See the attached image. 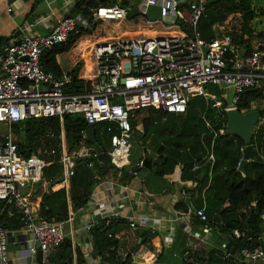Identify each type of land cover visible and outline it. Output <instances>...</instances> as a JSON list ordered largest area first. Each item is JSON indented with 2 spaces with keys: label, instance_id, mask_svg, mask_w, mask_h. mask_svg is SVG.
<instances>
[{
  "label": "built area",
  "instance_id": "built-area-1",
  "mask_svg": "<svg viewBox=\"0 0 264 264\" xmlns=\"http://www.w3.org/2000/svg\"><path fill=\"white\" fill-rule=\"evenodd\" d=\"M210 1L140 0L135 5L140 14H146L150 6L162 9V17L149 22V26L160 23L163 31L177 30L178 33L127 35L126 38L97 42L91 50L95 64L90 91L83 94L64 91L69 82L67 73L57 76L41 66V55L45 50L65 43L79 26H88L82 15L60 18L49 33L34 34L33 29L39 23L51 27L50 22L43 19L22 28L19 36L3 43L0 52V201L17 211L21 228L40 244L42 261L37 264H65L56 262L55 256L65 242V227L74 220L75 212L70 210L66 221L56 222L42 213L40 204L35 205L30 195H22L21 189L42 181L43 170L50 163L35 154L26 157L19 153L12 130L14 123L39 118H59L63 122L66 115H80L89 126L108 124L102 127L101 134H112L107 153L113 168L99 178L87 203L93 207L89 221L83 225L88 233L102 221L108 225L113 220H125L134 231L142 226L156 233L165 219L155 217L151 211L139 213V209L152 206L154 200L146 191L123 181L126 172L129 178H140L145 167L144 159H137L133 167L130 160L135 136L132 121L139 111L159 108L168 114H185L191 96H203L207 102L218 100L206 88L211 84L231 90L232 101L228 102L225 111L238 109L247 113L258 110L260 118L255 127L264 125V98L253 101L248 110H240L237 106L248 89L264 92V48L257 45L251 52H245L236 45L233 29H224L223 24L214 26L213 37L203 38L199 23ZM131 8L133 5L125 8L120 3L100 6L93 12L94 20L127 18ZM223 97L227 98V94ZM257 102L259 107H255ZM83 134L84 142L72 153L68 149L66 133L62 131L63 179L54 185H61L68 193L71 177L76 171V157H98L94 146L85 143V131ZM244 148L241 147L242 154ZM209 159L214 161L213 153ZM98 162L100 165L105 163L102 159ZM88 166L92 168L93 162L88 161ZM199 167L196 163L192 170ZM193 213L200 221L208 222L205 202ZM234 234L241 236L238 229ZM262 240L264 242V237ZM8 245V230L0 220V264H10ZM28 250L31 256L38 251L36 247ZM230 258L237 264H264V247L242 248L235 253L225 251L223 259ZM182 260V264L188 263L185 255Z\"/></svg>",
  "mask_w": 264,
  "mask_h": 264
},
{
  "label": "trees",
  "instance_id": "trees-1",
  "mask_svg": "<svg viewBox=\"0 0 264 264\" xmlns=\"http://www.w3.org/2000/svg\"><path fill=\"white\" fill-rule=\"evenodd\" d=\"M116 3L125 8L132 7L129 0H78L72 14L82 15L88 26H79L78 31L71 33L65 43L42 53L41 66L45 71L53 72L57 76L67 73L69 82L64 88L65 92L83 94L90 91L91 81L80 78L86 60L74 53V49L85 39L96 40L104 35L108 21H95L93 12L100 6ZM236 14L241 16L240 27L233 32L235 43L249 53L253 49L252 40L259 38L264 42V31L256 29V21L264 17V0H216L208 4L207 11L200 20L199 30L203 38L209 39L215 35V25L224 24L229 16ZM119 20L124 26L128 24L125 28H128L129 32L147 29L150 22L145 14L137 15L133 20ZM177 33V30H169L162 31L160 35ZM8 40L9 38L5 39L3 43ZM261 47L264 48V45ZM206 88L216 95L218 100L207 102L203 96H191L185 114H168L159 108L138 112L132 126L135 128L138 124L143 125V132L134 136L136 144L139 143L143 148V156L140 159L149 158L152 164L150 172L156 179L171 182L167 185L169 191H174L171 188L173 184H187V187L182 189L193 198V206L199 208L205 202L208 222L203 223L213 225L219 235L226 236V251L235 253L242 248L264 247V125H259L253 130L252 145L256 159L249 161L242 172L237 166L243 157L241 147L246 146V143L240 136L232 134L227 127L228 116L225 108L228 102L222 96V89L211 84ZM263 98L264 92L248 89L242 94L237 106L240 110H248L253 101ZM217 102L220 104L217 105ZM142 112L146 114L139 121ZM107 125H94L99 147L85 142L94 146V153H97L98 157H76V171L71 177L69 193L63 187L54 190V184L61 183L63 179L62 131L66 133L69 151L75 153L84 142L83 131L90 127L84 118L80 115H66L63 122L59 118H39L12 125L19 153L26 157L35 154L50 163L43 170L42 181L36 184L39 188L47 183L49 189L36 192L42 197L41 211L47 218L56 222L66 221L70 213L69 206L71 205L74 212L83 208L89 202L99 178L112 170L113 165L107 153L111 147L112 134H101L102 127ZM151 153L157 157L150 155ZM210 153H213L214 161L209 159ZM98 159L104 160V165H100ZM88 161L93 162L92 168L88 166ZM135 162L131 161V167ZM196 163L200 164V167L193 171ZM141 171L147 169L144 167ZM200 176L202 179H199ZM124 177L127 178V172ZM176 209L191 211L185 198L180 200ZM8 210L9 207L0 201V220L5 227H21L17 211H13L12 217H9ZM197 220L201 223L200 219ZM121 223L126 221L113 220L108 225L102 221L90 231L97 259L95 264H138L134 262L131 254L123 255V245L116 237L121 230ZM236 229L241 232L240 237L235 236ZM109 234H112V237H109ZM216 252L213 249L208 253L210 263L223 262ZM55 260L58 263L73 264V244L69 235L60 246ZM77 264H87L79 248Z\"/></svg>",
  "mask_w": 264,
  "mask_h": 264
},
{
  "label": "crops",
  "instance_id": "crops-1",
  "mask_svg": "<svg viewBox=\"0 0 264 264\" xmlns=\"http://www.w3.org/2000/svg\"><path fill=\"white\" fill-rule=\"evenodd\" d=\"M77 1L78 0H0V52L2 50V43L5 39L15 37L22 28L29 24H35L43 19H47L50 22L51 27L47 28L43 23H39L38 25H35L33 33H49L60 18L73 15L72 11ZM152 7L157 8L159 13L158 19H160L162 15V9L160 6H150L145 14L150 19V23L157 20H152L149 17V12ZM9 8H12L10 12L8 11ZM236 15L239 16L240 19L241 15ZM30 18H33L31 22L29 21ZM256 25L257 30L264 31V17L258 19ZM19 33L21 34V32ZM20 34H18V36ZM90 41L91 40L89 39H85L74 49V53L86 60V66L81 72L80 78L88 81L91 79L92 71L88 76L86 75V73L90 71V66H87V63H90V61L88 62L87 60V56H91V50L94 46L89 49L85 46ZM96 41L98 42V40ZM254 44L261 46L264 45V42L259 38H255L252 40L253 47ZM225 93L226 90L222 89V96ZM225 99L227 101V98ZM142 132L143 125L138 124L135 127V136ZM142 156L143 152H141L140 157ZM140 157L138 159H140ZM146 169L149 172L151 170L148 168ZM147 171H141L140 178L138 179L127 177L123 181L128 183L131 187L146 191L154 200L152 206L139 209V213H147L151 211L155 217L165 219L162 220L160 228L156 233H151L149 228L142 226L134 231L130 229L127 222L121 223V230L117 234V237L123 245V253L131 254L134 262L138 264H182L183 255L188 259V264H215L209 262L208 256V253L214 249L217 251V257L223 261L217 264H233V262L234 264H237L234 260L231 261L232 259H223L224 252L228 250L225 248L226 242L228 241L226 236L219 235L213 225L208 226L202 221L200 223L197 220L199 218L193 213V210L196 209L193 206V198L182 189L186 188L187 184H173L171 185V188L174 189V191L171 192L169 191L170 188L167 187V185H170V181L163 182L158 180L151 172L147 174ZM111 174L115 176V173H110V176ZM199 179H202V176H200ZM59 187L62 186L57 185L54 187V190ZM47 190V185H42L38 188L36 184H33L25 189H21V192L23 193L22 195H26V193L27 195H30L31 199L35 201V205H38L41 203L42 197L37 195L36 192H44ZM187 197L191 198L193 210L185 212L176 209V205L180 200L185 198L186 201ZM92 208L91 205L86 204L83 208L75 212L74 220L69 221L66 224V233L71 237L73 244V264H77L78 248L81 250L83 258L87 264H95L97 261L93 251V237L83 229V225L89 221ZM69 209L72 210L71 205L69 206ZM13 211L16 210L14 208H9V217H12L14 213ZM141 228H145V231L142 234L140 232ZM173 229L174 232L172 231ZM7 230L9 240V263H39L38 251L33 256L28 252V249L36 247L37 244V242L33 241L32 236L29 233H26L21 227L7 228Z\"/></svg>",
  "mask_w": 264,
  "mask_h": 264
},
{
  "label": "water",
  "instance_id": "water-1",
  "mask_svg": "<svg viewBox=\"0 0 264 264\" xmlns=\"http://www.w3.org/2000/svg\"><path fill=\"white\" fill-rule=\"evenodd\" d=\"M216 0H211L210 3L215 2ZM140 14L139 8L137 6H134L133 8L129 9L127 11V19L133 20L137 15ZM33 18H30L29 21L31 22ZM21 32V31H19ZM16 34V37L18 34ZM207 51V49H206ZM228 121H227V127L230 130V132L234 135H238L241 138L244 139L246 146L244 148L243 152V158L240 165V170L243 172L245 165L252 160L256 159L255 154V148L252 145V137H253V130L255 126L258 123V120L260 118V112L258 110H252L247 113H241L238 109H231L227 111ZM85 140L89 143H92L96 147L100 146V143L97 140L96 137V128L94 126H90L85 131ZM154 157H156V154L152 153L150 154ZM144 166L148 169L152 168V164L149 160V158L144 159ZM187 204L190 206V209L193 210V206L191 204V198H186ZM145 228H141V234L144 233ZM36 248L38 250V259L39 262L42 261V251L40 250V244H36Z\"/></svg>",
  "mask_w": 264,
  "mask_h": 264
},
{
  "label": "rangeland",
  "instance_id": "rangeland-1",
  "mask_svg": "<svg viewBox=\"0 0 264 264\" xmlns=\"http://www.w3.org/2000/svg\"><path fill=\"white\" fill-rule=\"evenodd\" d=\"M129 2H130V4L135 6V5H137L140 2V0H129ZM149 17L152 20L159 18V13H158L156 7H152L150 9ZM161 17H162V15H161ZM107 21L108 22H106V24L108 25V28L104 31V35L103 36H101L98 39H96V40H98V42L104 41V40L126 38L127 35L136 36V37H138V36L142 37V36H145V35H148V36L149 35H160L162 33V31H163V25L160 24V23H154V24L150 25L149 28L144 29V30L139 31V32H129V29L125 28V27H128V24H126L124 26V25H122L120 23V20H113V21L107 20ZM239 26H240V19H239V16H237V15L236 16H233V15L229 16L228 19L223 24L224 29L225 28L227 30L233 29V31H237L239 29ZM89 40H91V39H89ZM95 41L91 40L90 42L87 43V45L85 47L88 48V49L92 48L97 43V41L96 42ZM257 45L258 44H254V47H256ZM87 60H88V62L90 61L89 64L87 63V66L88 67L90 66V71H88L86 73V75L88 76L89 73H91V71L94 68L95 59L92 56H90V57L87 56ZM226 93H227V101L230 103L232 101V92H231L230 89H226ZM255 104H256L255 107H259V102L255 103ZM145 114H146V112H142L139 115V121H141L142 117ZM1 128H4V125ZM133 140H134V147L132 149V156H131L130 160L132 162H135L141 156V152H142L143 148L141 147V145L139 143L136 144L135 138ZM148 173H150V172L147 171V174Z\"/></svg>",
  "mask_w": 264,
  "mask_h": 264
}]
</instances>
